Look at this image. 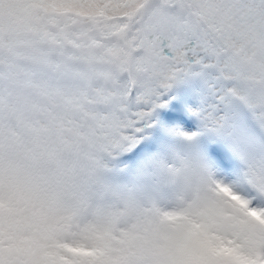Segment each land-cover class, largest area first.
Instances as JSON below:
<instances>
[{
	"label": "snow or ice",
	"instance_id": "1",
	"mask_svg": "<svg viewBox=\"0 0 264 264\" xmlns=\"http://www.w3.org/2000/svg\"><path fill=\"white\" fill-rule=\"evenodd\" d=\"M205 235L264 264V0H0V264Z\"/></svg>",
	"mask_w": 264,
	"mask_h": 264
},
{
	"label": "rangeland",
	"instance_id": "2",
	"mask_svg": "<svg viewBox=\"0 0 264 264\" xmlns=\"http://www.w3.org/2000/svg\"><path fill=\"white\" fill-rule=\"evenodd\" d=\"M225 194L229 196L228 193ZM229 199H231L235 203H239L236 197L229 196ZM193 244L196 246L197 252L199 254H194L191 251L188 252V257L191 261V264H204L205 253L212 256L218 261L222 258L225 261H232L233 264H240V258L235 254L233 250L226 248V251H223L222 246L219 249L214 248L211 245L210 238L207 235L203 236V243H201L200 236L193 237Z\"/></svg>",
	"mask_w": 264,
	"mask_h": 264
}]
</instances>
